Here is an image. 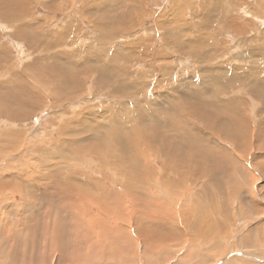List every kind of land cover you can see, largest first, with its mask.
<instances>
[{
	"label": "rangeland",
	"instance_id": "374dc122",
	"mask_svg": "<svg viewBox=\"0 0 264 264\" xmlns=\"http://www.w3.org/2000/svg\"><path fill=\"white\" fill-rule=\"evenodd\" d=\"M0 4V137L4 138L5 141L3 142V139L1 140L0 138V153H2L3 158L0 155V185H2V189H7L3 192L0 188V234L2 235L0 240L1 238L6 239L3 235H7V238L19 237L22 250H25L23 247L33 246V241L35 243L38 242L39 248H35L38 254L40 250H43L41 245L45 243L44 238H46V235L48 236L49 233L54 232L57 219L63 218L62 220L59 219L58 222L61 221L68 227L71 222L69 218L72 219L74 210H83L90 205L89 209L93 208V205L89 201H87L88 203L85 200L83 202L80 200L75 201L69 194L66 196L67 192L62 191V187L66 188V183L69 184L71 182V185L82 189L83 192H89L88 190L91 192L92 189L90 188H93L92 192L99 194L100 190L97 191V188H99V182H101L103 186L108 187L107 189L115 191L117 194H123L125 191L121 181L125 173L115 172L112 167L113 164L109 160H104L106 162L101 161L102 159L96 155L95 148L91 152L84 151L85 153L88 152L87 155L81 152L76 153L75 155L77 156L71 158L72 161H65L68 157L62 154L60 149L72 147L71 145H74L77 141L78 143L92 141L94 136L96 137L98 134L106 136L110 133V130L116 128L113 126L117 125L118 122L119 127L133 126L141 121L139 118L146 113V115H149L144 120L145 123L141 122L142 126H145L141 127V129L150 134L145 143H143L142 148L145 150L147 147L143 151L145 153L144 156L146 155V159L149 157L150 164H153L156 170L158 169L156 171L157 175L155 174L154 177L160 176L163 179L168 174L161 170L162 164L160 158L162 154H166L163 151L168 149L169 143L172 140L171 143L181 146L177 149V151L180 150V152L178 151L179 153H176L179 155L178 158H187L189 157L187 155L192 154L196 149L197 151L201 149L204 153L208 149L210 151L213 149L211 153L222 152L221 150L224 149L226 152L228 151L233 154V164H236L230 167V171L236 170L238 166L242 168L246 167V171L243 169L238 171V174L240 177L241 174L244 175L246 173V176L250 179L247 181V186L244 187V192L242 191L243 189L241 190L242 192L236 189V191L241 193L240 197L237 198L229 196L232 191L226 185L232 183L229 180L230 178L228 179L229 183H213L216 185V191L221 189L219 192H222L223 196L219 195L222 197L223 202L226 201L227 205L219 211H211L210 217H214L212 223L217 224L216 226H208L212 236L206 239L202 237L204 234H199L198 231H195L193 221H197L196 219L198 218V223H206V221L201 220V217H198L196 207L199 202H203L206 199L205 183H209V181L207 178L198 179L195 176L194 182L193 177L184 175L183 168H179L181 170L179 175L182 178L179 175L173 174L170 176V179L172 181L176 178L178 182L181 181L182 184L186 183V185L181 186L177 194L178 196H171L172 198H169V195H167L165 198V202L170 203L171 208H173L171 212L173 210L178 212L174 211L177 221L169 219L168 222L173 229L167 227L170 231H165L164 228L161 233L159 230L160 226L154 225L155 222L149 223L145 229L140 227L141 225H139L138 220L132 222L131 230L137 234V236H133L136 239L140 238L138 245H140L142 250L140 251L141 259L143 260L141 264H145V255L142 253L144 247L151 243L162 247V251L160 250L159 252L163 254V261L160 264H195V260L201 255H203V258L213 257L207 264H213L214 262L215 264H264V260H262L264 248H253L251 250V248L247 249L242 245L243 239L246 237L245 235L256 230L264 232V95L260 96L264 90V0H0ZM112 66H115V70L112 69ZM98 69H101L103 74ZM72 72L74 73L71 74ZM121 73L122 75H120ZM69 78L74 84L70 83L71 80ZM49 79L50 81H48ZM61 79L63 80L61 81ZM36 80L39 81L37 82ZM64 80L65 83L63 84ZM34 84L39 85L37 87ZM259 85L263 88H259ZM80 87L83 88L81 89ZM211 87L222 90L219 92V89H211ZM125 89H129V92H126L127 90L125 91ZM210 90L211 92L209 93ZM121 91L125 92L122 93ZM258 91L261 92L259 93ZM189 92L193 95L189 94ZM205 92L209 93L208 96L204 95ZM116 93L118 94L116 95ZM201 93L203 94L202 96L200 95ZM68 94L70 97H67ZM112 94L114 97H112ZM134 94H137L135 97L137 96L138 98L133 97ZM196 95L198 96L196 97ZM18 97L20 100H18ZM201 97H203V100ZM3 98L6 108L11 106V104H15L20 108L29 110L28 115L23 117L24 119H14L12 116L9 118V116L1 115ZM208 98L210 101L213 100L210 102L207 100ZM189 99L193 102L189 101ZM141 102H144L145 107L139 105ZM150 103L151 105H149ZM166 103L169 104L171 109H168ZM176 105L179 106V109ZM162 106L165 108H162ZM181 107L184 110H181ZM124 110L129 113H124ZM223 110L226 112L224 111V113ZM169 112H172L170 116H168ZM235 112H241V115H232ZM123 114L127 115L126 118L128 119L123 120L121 117ZM228 114L230 115L228 116ZM208 115L210 116V124L206 120L209 119ZM234 116L241 119L238 118L236 120V122L238 121V126L232 125L227 120V118ZM163 122H169V125ZM181 123H183L184 127ZM221 123L224 124L222 125ZM162 124L166 125L163 126ZM244 124H249L248 138ZM175 125L176 127H174ZM223 126L227 128L225 129ZM239 127L240 129H238ZM134 129L138 130L136 127ZM154 129L155 131H153ZM185 129L188 133L190 132L187 142L181 141L183 134L187 133ZM240 130L241 132H239ZM233 136L236 137L234 138ZM205 137L208 138L205 139ZM5 138L8 140L16 138L17 140L16 142L9 143ZM114 140L109 142V150L113 152V148L114 150L118 149L117 154L119 155L117 156L121 158L122 155L120 154L123 153L124 148L121 146V149L120 145L115 142H121L122 139L118 138ZM58 145L59 148L57 147ZM197 145H203L204 147L200 146L201 148H199ZM36 147L39 151L41 150V153L37 151ZM118 151L120 152L118 153ZM157 152L158 156H155ZM236 152L240 157H237ZM58 155L61 156L58 157ZM159 155L161 156L159 157ZM139 161L141 159H138L137 162ZM145 162H143L144 165ZM63 163L64 165H62ZM41 164L46 165L50 170L45 171V169L43 171L40 166ZM99 164L103 166L101 167ZM189 164L192 165V163ZM71 165H75V167ZM83 165L85 167L81 168ZM105 166L106 168H104ZM225 169L229 171V168ZM18 170L22 174H27L26 176L32 180L28 179L27 182L25 181L26 189H29L28 191H36L39 194L41 193V195L36 192H33L35 197L34 194L30 193L25 195L24 188L16 185L15 182L9 181L15 179L13 175ZM77 171L80 172V176L78 177ZM7 172L9 173L7 174ZM120 173L123 177H121ZM243 175H241V178ZM91 178H94L92 179L93 182L90 180ZM66 179L71 180L66 181ZM60 180L65 181L63 182L65 184L59 182ZM82 180H86L84 185L82 184ZM90 183H92L93 187L89 186ZM158 183L162 186L159 180L156 183L157 189ZM4 184H6V188L3 187ZM12 184L14 187H12ZM209 184L211 185V183ZM42 185L46 187L43 186V188ZM15 190H18L21 195L24 194L22 197L25 196L26 201L24 198L21 200L22 197L17 195L16 193L18 192ZM72 192L74 195L76 194V191ZM181 194L184 195L180 198ZM74 197H77V194ZM177 199L178 201H176ZM57 202L60 203L59 207ZM64 204L65 207L62 206ZM86 204L90 205L86 207ZM185 208L191 210L193 208L190 217L186 221L179 214L181 213L179 211ZM38 209L40 212L36 211ZM93 209H96V207ZM56 211L61 214L59 215L60 217L56 214ZM21 213L23 214L21 215ZM25 213L26 216L24 215ZM53 215H56L58 218ZM41 217L43 219H40ZM64 217L66 218L65 222L63 221ZM46 218L50 219L47 220ZM106 219L110 220L115 231L120 230L118 227H123L124 225L121 222L118 224L119 222L108 216H106ZM114 221L115 223H113ZM134 224H137L138 230L134 227ZM26 227L29 229L27 230ZM20 230H23V233ZM25 230H27V233H25ZM75 230L73 231V236L70 235V239H76V242H80L81 240L86 241L91 237L96 240L99 239V235H107L102 234V229L101 231L96 230L98 237L95 231V234L93 232L90 234L84 230ZM208 232L205 235L209 234ZM62 233L64 235L63 230L61 231ZM41 234L43 235L41 236ZM109 237L110 235L106 236V238ZM108 241L111 240L108 239ZM1 242L4 248L5 244L3 240ZM89 246L91 248L90 244ZM90 248L88 250L85 247L83 250L86 249V252L88 251L89 253ZM190 251L191 253L189 254ZM28 252L31 253V248L28 249ZM105 252L102 253L103 255L106 254L104 256L105 263L103 261V264H117L114 262L115 258L110 253ZM242 253L243 255L244 253L251 254L253 258H245L241 255ZM188 255L192 256V258H189ZM55 256L54 264L62 261L59 255L56 254ZM109 256L110 258L112 257L111 260ZM125 264H130V262ZM134 264H138L137 260H134Z\"/></svg>",
	"mask_w": 264,
	"mask_h": 264
},
{
	"label": "bare ground",
	"instance_id": "6f19581e",
	"mask_svg": "<svg viewBox=\"0 0 264 264\" xmlns=\"http://www.w3.org/2000/svg\"><path fill=\"white\" fill-rule=\"evenodd\" d=\"M3 1V0H2ZM1 5V4H0ZM6 9V8H5ZM15 21V20H14ZM18 32V31H17ZM24 32V31H23ZM19 33V32H18ZM23 34V33H22ZM49 44H50V42H48ZM52 44V43H51ZM59 44V43H58ZM203 52V51H202ZM71 56V55H70ZM72 57V56H71ZM56 58V57H55ZM72 60V59H71ZM198 60V59H197ZM154 61V60H153ZM92 62V61H91ZM113 62V61H112ZM135 62V61H134ZM85 63V62H84ZM114 63V62H113ZM73 65H74V63H72ZM76 64V63H75ZM93 64V63H92ZM95 64V63H94ZM98 65V64H97ZM95 66V65H94ZM100 66V65H99ZM98 66V67H99ZM110 66V65H109ZM96 67V66H95ZM102 67V66H101ZM111 67V66H110ZM113 67V66H112ZM79 68V67H78ZM82 68V67H81ZM80 68V69H81ZM105 68H106V66H105ZM115 68V66L112 68L113 70H115L114 69ZM117 68V67H116ZM85 69V68H84ZM119 69V68H118ZM69 70V69H68ZM75 71H76V69H74ZM102 71L101 69H98V71ZM104 70H106V69H104ZM120 70H122V69H120ZM26 71V70H25ZM72 71V70H71ZM99 71V72H100ZM107 71H108V68H107ZM110 71H112V70H110ZM78 72V71H77ZM76 72V73H77ZM80 72H82V71H80ZM83 72H85V71H83ZM96 72H97V70H96ZM121 72V71H120ZM23 73V72H22ZM74 72H72L71 74H73ZM98 73V72H97ZM109 73V72H108ZM117 73L119 74V72L117 71ZM125 73V72H124ZM127 73V72H126ZM70 74V75H71ZM100 74V73H99ZM102 74H103V71H102ZM116 74V73H115ZM25 75V74H24ZM55 75V74H54ZM87 75V74H86ZM101 75V74H100ZM110 75V74H109ZM114 75V74H113ZM120 75H122V73L120 74ZM125 75V74H124ZM212 75V74H211ZM211 75H209V76H211ZM214 75V74H213ZM220 75V74H219ZM58 76V75H57ZM96 76H98V75H96ZM105 76V75H104ZM112 76V75H111ZM115 76V75H114ZM73 77V76H72ZM84 77H85V75H84ZM101 77V76H100ZM107 77H108V74H107ZM117 77V76H116ZM124 77V76H123ZM222 77V76H221ZM258 77V76H257ZM32 78V77H31ZM57 78V77H56ZM97 78V77H96ZM99 78V77H98ZM102 78V77H101ZM100 78V79H101ZM118 78V77H117ZM214 78V77H213ZM35 79V78H34ZM70 79V78H69ZM74 79V78H73ZM104 79H106V78H104ZM216 79V78H215ZM63 79H61V81H62ZM71 80V79H70ZM76 80V79H75ZM86 80V79H85ZM98 80V79H97ZM118 80V79H117ZM116 80V81H117ZM226 80V79H225ZM261 80V79H260ZM14 81H15V79H14ZM35 81V80H34ZM37 81V80H36ZM39 81V80H38ZM37 81V82H38ZM48 81H50V79L48 80ZM53 81V80H52ZM51 81V82H52ZM105 81V80H104ZM120 81V80H119ZM220 81V80H219ZM257 81V80H256ZM58 82V81H57ZM77 82V81H76ZM82 82V81H81ZM96 82V81H95ZM107 82V81H106ZM46 83V82H45ZM65 83V80H64V82H63V84ZM70 83H73L72 82V80H71V82ZM114 83V82H113ZM112 83V84H113ZM221 83V82H220ZM26 84H27V82H26ZM50 84H52V83H50ZM67 84V83H66ZM74 84V83H73ZM107 84V83H106ZM109 84V83H108ZM35 85V84H34ZM37 85V84H36ZM35 85V86H36ZM39 85V84H38ZM38 85H37V87H38ZM44 85V84H43ZM48 85V84H47ZM60 85H61V83H60ZM76 85V84H75ZM80 85V84H79ZM97 85H99V84H97ZM117 85V84H116ZM253 85V84H252ZM258 85V84H257ZM262 85V84H261ZM26 86V85H25ZM29 86V85H28ZM56 86V85H55ZM62 86V85H61ZM60 86V87H61ZM128 86V85H127ZM264 86V85H263ZM23 87V86H22ZM31 87V86H30ZM41 87V86H40ZM47 88H48V86H46ZM58 87V86H57ZM66 87V86H65ZM76 87V86H75ZM97 87V86H96ZM217 87V86H216ZM216 87H211V89H214V88H216ZM254 87V86H253ZM24 88V87H23ZM35 88V87H34ZM56 88V87H55ZM61 88H63V87H61ZM81 89L83 88V87H80ZM79 88V89H80ZM100 88V87H99ZM103 88V87H102ZM122 88H123V86H122ZM126 88V87H125ZM259 88H263V87H260V85H259ZM29 89V88H28ZM27 89V90H28ZM38 89H40V88H38ZM53 89V88H52ZM69 89V88H68ZM207 89V88H206ZM217 89V88H216ZM219 89V88H218ZM217 89V90H218ZM31 90V89H30ZM33 90V89H32ZM49 90V89H48ZM56 90V89H55ZM55 90H54V92H55ZM60 90H62V89H60ZM64 90V89H63ZM70 91H71V89H69ZM73 90V89H72ZM118 90V89H117ZM127 90V91H126ZM131 90V89H130ZM208 90V89H207ZM220 90H222V89H219V92H220ZM258 90V89H257ZM125 91L126 92H129V89H125ZM124 91V92H125ZM32 92V91H31ZM52 92H53V90H52ZM59 92V91H58ZM72 93H73V91H71ZM122 92V91H121ZM124 92H122V93H124ZM191 92V91H190ZM189 92V94H192V93H190ZM201 92V91H200ZM203 92V91H202ZM211 92V90L209 91V93ZM259 92V91H258ZM261 92V91H260ZM259 92V93H260ZM36 93V92H35ZM57 93V92H56ZM121 93V94H122ZM132 93V92H131ZM140 93V92H139ZM143 93V92H142ZM171 93V92H170ZM198 93V92H197ZM209 93H204V95L206 96H208V94ZM258 93V94H259ZM30 94V93H29ZM52 94V93H51ZM74 94V93H73ZM98 94V93H97ZM118 93H116V95H117ZM127 94V93H126ZM188 94V95H189ZM195 94H196V92H195ZM226 94H227V92H226ZM35 95V94H34ZM58 95V94H57ZM63 95H65V94H63ZM72 95V94H71ZM135 95H137V94H134V96L133 97H135ZM193 95V94H192ZM198 95H199V93H198ZM198 95H196V97L198 96ZM201 96L203 95L202 93L200 94ZM216 95V94H215ZM263 96L264 95V90H263V93L262 94H260V96ZM3 96H4V94H3ZM52 96H54V95H52ZM69 96V94L67 95V97ZM75 96V95H74ZM111 96V95H110ZM123 96V95H122ZM124 96H126L125 94H124ZM171 96V95H170ZM184 96V95H183ZM256 96V95H255ZM6 97V96H5ZM29 97V96H28ZM33 97V96H32ZM70 97V96H69ZM77 97V96H76ZM78 97H79V95H78ZM112 97H114L113 96V94H112ZM121 97V96H120ZM128 97V96H127ZM137 97V96H136ZM135 97V98H136ZM213 97V96H212ZM257 97H259V96H257ZM264 97V96H263ZM72 98H73V96H72ZM75 98V97H74ZM123 98V97H122ZM138 98V97H137ZM140 98H141V96H140ZM146 98V97H145ZM200 98V97H199ZM202 98V100H203V97H201ZM260 98V97H259ZM22 99H23V97H22ZM31 99V98H30ZM55 99V98H54ZM124 99H126V98H124ZM196 99H198V98H196ZM261 99V98H260ZM6 100H7V98H6ZM18 100H20L19 99V97H18ZM32 100V99H31ZM72 100V99H71ZM74 100V99H73ZM127 100V99H126ZM132 100V99H131ZM142 100V99H141ZM208 101H210L209 100V98L207 99ZM213 100V99H212ZM211 100V101H212ZM214 100H216V99H214ZM220 100V99H219ZM62 101V100H61ZM133 101V100H132ZM145 101H147V100H145ZM144 101V102H145ZM150 101V100H149ZM175 101V100H174ZM180 101V100H179ZM189 101H192L191 99H189ZM207 101V102H208ZM210 101V102H211ZM56 102V101H55ZM54 102V103H55ZM138 102V101H137ZM136 102V103H137ZM144 102H141V104H139V105H142L143 107H145V104H144ZM151 102H153L152 100H151ZM183 102V101H182ZM193 102V101H192ZM200 102V101H199ZM205 102V101H204ZM203 102V103H204ZM60 103H62V102H60ZM59 103V104H60ZM140 103V102H139ZM214 103V102H213ZM263 103V102H262ZM21 104V103H20ZM57 104V103H56ZM162 104V103H161ZM167 104V103H166ZM175 104H177L176 102H175ZM174 104V105H175ZM180 104V103H179ZM211 104V103H210ZM226 104V103H225ZM236 104H238V103H236ZM240 104V103H239ZM4 105V106H3ZM61 105V104H60ZM138 105V104H137ZM149 105H151V103L149 104ZM168 105V109H171V107L169 106V104H167ZM173 105V106H174ZM183 105V104H182ZM205 105V104H204ZM233 105V104H232ZM54 106H56V105H54ZM198 106V105H197ZM234 106V105H233ZM22 107V106H21ZM170 107V108H169ZM176 107L178 108L179 106L178 105H176ZM185 107V106H184ZM183 107V108H184ZM218 107V106H217ZM216 107V108H217ZM222 107V106H221ZM225 107V106H224ZM223 107V108H224ZM234 107H236V106H234ZM242 107V106H241ZM26 108H27V106H26ZM30 108V107H29ZM121 108V107H120ZM154 108H156V106H154ZM162 108H165L164 106H162ZM188 108H189V105H188ZM211 108V107H210ZM28 109V108H27ZM141 109H143V108H141ZM140 109V110H141ZM150 109V108H149ZM167 109V110H168ZM173 109V108H172ZM179 109V108H178ZM177 109V110H178ZM186 109V108H185ZM201 109H203V108H201ZM156 110V109H155ZM166 110V111H167ZM174 110V109H173ZM181 110H184V109H182V107H181ZM187 110V109H186ZM205 110V109H204ZM211 110V109H210ZM237 110H239V109H237ZM237 110H235V111H237ZM125 112L124 113H126V114H128L129 112L128 111H126V110H124ZM143 111V110H142ZM151 111V110H150ZM159 111V110H158ZM172 111V110H171ZM197 111V110H196ZM225 110H223V112H224ZM233 111V110H232ZM155 112V111H154ZM176 112V111H175ZM180 112V111H179ZM187 112V111H186ZM226 112V111H225ZM224 112V113H225ZM229 112V111H228ZM234 112V111H233ZM243 112V111H242ZM28 113H29V110H25V108H20L19 106H16L15 104H11V106H8V108H6V105H5V103H4V98H3V102H2V107H1V115L3 114V115H6V116H9V118L12 116L14 119L16 118H23V117H25V116H27L28 115ZM32 113V112H31ZM141 113V112H140ZM149 113V112H148ZM170 113H172V112H169L168 113V116H170ZM180 113H182V112H180ZM196 114H197V112H195ZM199 113V115L200 116H202L201 114H200V112H198ZM241 112H235V113H232V115H234V114H240ZM142 114V113H141ZM155 114V113H154ZM159 114V113H158ZM166 114V113H165ZM183 114V113H182ZM205 114V113H204ZM137 115V114H136ZM148 115L149 114H147L146 115V113H145V115H143L141 118H139L141 121H139V122H137L136 124H134L133 126H130V127H127V126H120L119 127V122H118V124L117 125H114L113 127H116L115 129H113V130H110L109 132V134H107L106 136H103V135H97L96 137L94 136V138H93V140L92 141H90L89 140V142H87V141H85L84 143H78V141H77V143H75L74 145H71L68 141V143L72 146V147H65L66 149H60L61 150V153L62 154H64V155H67V157H68V159L66 158L65 159V161H67V160H69V161H72V159L71 158H74V156L76 157L77 155H75L76 153H78V152H81V153H83V154H86L87 155V153L88 152H91L92 150H94L93 148H95L96 149V155L97 156H99V158L100 159H102L101 161H104V160H109L110 162H112V164H113V168H114V171L115 172H122V174L123 173H125V176H127L126 178H125V176L123 177L122 176V174H121V177H123V179H122V181H121V184L122 185H124L123 187H124V193L123 194H117L115 191H112V190H109V189H107L108 187H105V186H103V184L101 183V182H99L100 183V186H99V188H97V191H99L100 190V192H99V194H96L97 192H92L93 191V188H90V189H92L91 190V192H90V190H88V187H87V190L89 191V192H83L82 191V189H79L78 187H76V186H74V185H71L70 183L69 184H65V183H63V182H65V181H62V180H60L59 182H62L63 184H65V187L66 188H64V187H62L63 189H62V191L63 192H67V194H65L66 196L69 194V196L71 197V198H73L75 201H78V200H80V201H89L92 205H93V208L94 207H96V209H93V208H91V209H89V207H91V205L90 204H86V207L87 206H89L88 208H86V209H77V210H74V212L72 213V219L71 218H69V221H71L70 222V224H69V226L67 227L66 225H64L61 221H59L58 222V220L59 219H63V218H61L59 215H61V214H59L58 213V211H56V214L60 217L59 219H57V221H56V225L54 226V232L52 231V233L50 234L49 233V237L46 235V238H44V241H45V243H42V245H41V247H43V250L41 251L40 250V253H36V250H35V248H37L38 247V242H34L33 241V246H28V247H23L25 250H22V247H21V244H20V240L18 239L19 237H14V238H7L8 236L7 235H3V237L5 238L6 237V239H3V238H1V240H0V264H54V258L56 257L55 255L57 254V255H59L60 256V260H62V261H60L58 264H103V261H104V256L106 255H103L102 253L103 252H105V253H110L111 254V256L112 257H114L115 258V261L114 262H116L117 264H125V263H129L130 262V264H134V260H137V263L138 264H141V262H143V260L141 259V255H140V251H142L141 250V247H140V245H138L140 242V238L138 237V239H136V237L135 236H133V235H136L137 236V234H135V233H133L132 232V230H131V226H132V222H136V220H138V222L140 223L139 225H141L140 227H143L144 229L148 226V224L150 223V224H152V223H154V225H158V226H160L159 227V230H160V232L162 233L163 232V230H164V228H165V231H170L169 230V228L171 227V225H169V219H174L175 221H177V219H176V214H175V212L176 213H178L177 211H175V210H173L172 212H171V210L173 209V208H171V204L170 203H167V202H165V198H166V196L167 195H169V198H172L171 196H176L177 194H178V192L180 191V189H181V186H185L186 185V183H183L182 184V182L180 181V182H178L177 181V179L175 178L174 180H172L171 181V179H170V176H172L173 174H176V175H179V172H181V170H179V168L180 169H182L183 168V171L185 172L184 173V175H188V176H191V177H193V181L195 182V176H197L198 177V179H200V178H207L208 179V181H209V183H211V185L209 184V183H205L206 184V190H205V194H207L206 195V199L202 202H199L198 203V205H197V207H196V211H197V214H198V217H201V220L202 221H206V223H198V218L196 219L197 221H193V223L195 224V226H194V228H195V231L197 232L198 231V233L199 234H204V235H202V237H204V238H211V236H212V234L210 233V231H209V228H208V226H216V224L214 223H212V220H214L213 218L214 217H210L211 216V211H213V212H215V211H219V210H221L224 206H226L227 205V203H226V201H225V199H223L225 202H223L222 201V197L219 195V194H221L219 191H221V189L220 190H217L216 191V185H214L213 183H215V184H222V183H229V180L232 182V183H229V184H227L226 186L228 187V189L230 190V191H232L231 193H230V191H229V193H230V195L229 196H232V197H234V198H237V197H240L239 195L241 194V193H239L238 191H241L242 189V191L244 192V187H246L247 186V181L250 179L248 176H246V173H244V175L243 174H241V175H243V179L241 178V175H240V177H239V174H238V171H241V170H245V168L246 167H244V168H242V167H240V166H238L237 168H236V170H231L230 171V167L232 166V165H236L235 163L233 164V154L232 153H229L228 151L226 152V150H221L222 152H215V153H211V151L213 150H209L208 148V150L204 153L203 152V150H199V151H197V149H196V151H194L192 154H190V155H187V156H189V157H187V158H178L179 157V155L178 154H176L178 151L180 152V150H178L177 151V149H179L181 146L179 145V144H175V143H171L172 142V140H171V142L169 143V146H168V149H166V151H163V152H165L166 154H162V157L160 158V162H161V170L163 171V172H166V173H168L167 174V176L166 177H163V179H161V177L159 176V177H157V176H155L154 177V175L156 174L157 175V170H156V168H154V165L153 164H150V160H149V157H147V159H146V155L144 156V154L145 153H143V151H145L146 150V148H145V150H143V148H142V145H143V143H145V141L147 140V138H148V135L150 134V133H148L147 134V132H145L143 129H141V127H145V126H142V124H141V122H144V120H146L147 119V117H148ZM224 115V114H223ZM226 115V114H225ZM230 114H228V116H229ZM241 115V114H240ZM154 116V115H153ZM156 116V115H155ZM167 116V115H166ZM177 116H179V115H177ZM205 116V115H204ZM209 116V115H208ZM212 116V115H211ZM244 116V115H243ZM246 116V115H245ZM122 119L123 120H126V119H128V118H126L127 117V115H125V114H123L122 116ZM152 117V116H151ZM181 117V116H180ZM184 117H185V115H184ZM6 118H8V117H6ZM153 118V117H152ZM156 118V117H155ZM178 118V117H177ZM176 118V119H177ZM207 118V117H206ZM240 119V117H236V116H234V117H230V118H227V120H228V122H230L232 125L233 124H235V125H237L238 126V121L236 122V120L237 119ZM243 118H245V117H243ZM242 118V119H243ZM24 119V118H23ZM121 119V118H120ZM157 119H159V118H157ZM164 119V118H163ZM162 119V120H163ZM183 119V118H182ZM205 119V118H204ZM203 119V120H204ZM226 119V118H225ZM116 120V119H115ZM115 120H114V122H115ZM154 120V119H153ZM179 120V119H178ZM185 120V119H184ZM196 121H197V119H195ZM206 120H208L209 121V124H210V116H209V119H206ZM212 120V119H211ZM222 120V119H221ZM241 120V119H240ZM117 121V120H116ZM156 121H158V120H156ZM156 121H154V122H156ZM167 121V120H166ZM175 121V120H174ZM186 121V120H185ZM207 121V122H208ZM216 121H219V120H216ZM224 121V120H223ZM135 122V121H134ZM153 122V121H152ZM178 122H180V121H178ZM200 122V121H199ZM106 123V122H105ZM145 123V122H144ZM149 123H151L150 121H149ZM160 123V122H159ZM163 123H166V122H163ZM169 123V122H168ZM168 123H166V124H168ZM175 123H176V121H175ZM201 123V122H200ZM203 123V122H202ZM220 123V122H219ZM225 123V122H224ZM223 123V124H224ZM250 123V122H249ZM153 124V123H152ZM166 124H164V125H166ZM182 125H183V123H181ZM180 124V125H181ZM190 124V123H189ZM212 124V123H211ZM222 124V123H221ZM222 124V125H223ZM241 124V123H240ZM65 125V124H64ZM136 125V126H135ZM163 125V124H162ZM163 125V126H164ZM169 125V124H168ZM177 125V124H176ZM176 125L174 126V127H176ZM179 125V126H180ZM221 125V126H222ZM228 125V124H227ZM243 125V124H242ZM245 125V124H244ZM171 126V125H170ZM191 126V125H190ZM212 126H213V124H212ZM248 126H249V124H246L245 126H244V128H245V132H246V136H247V138H248ZM64 127V126H63ZM106 127V126H105ZM131 127H133L132 129H130ZM134 127H136L138 130H136V129H134ZM147 127V126H146ZM166 127H169V126H166ZM166 127H165V129H166ZM178 127V126H177ZM183 127H184V125H183ZM224 127V126H223ZM235 127V126H234ZM90 128V127H89ZM110 128V127H109ZM150 128V127H149ZM161 128V127H160ZM164 128V127H163ZM181 128V127H180ZM186 128V127H185ZM195 128V127H194ZM225 129L227 128V127H224ZM229 128V127H228ZM231 128H232V126H231ZM242 129H244L243 127H241ZM91 129H94V128H91ZM128 129H130V130H128ZM157 129H158V127H157ZM162 129V128H161ZM175 129V128H174ZM234 129V128H233ZM238 129H240V127L238 128ZM159 130V129H158ZM186 130V129H185ZM187 130H188V128H187ZM186 130V132L188 133V131ZM197 130V129H196ZM218 130V129H217ZM221 130V129H220ZM229 130V129H228ZM227 130V131H228ZM236 130V129H235ZM85 131V130H84ZM91 131V130H90ZM153 131H155V129L153 130ZM177 131V130H176ZM178 131H179V129H178ZM222 131H223V129H222ZM236 131H238V130H236ZM235 131V132H236ZM86 132V131H85ZM151 132V131H150ZM159 132V131H158ZM223 132H225V131H223ZM234 132V133H235ZM239 132H241V130L239 131ZM11 133V132H10ZM12 133H13V130H12ZM65 133V132H64ZM171 133V132H170ZM179 133H180V131H179ZM187 133H185V134H183V137H182V140L181 141H183V142H187V139L190 137V135H189V133L187 134ZM230 133V132H229ZM238 133V132H237ZM261 133V132H260ZM263 133V132H262ZM163 134V133H162ZM174 134V133H173ZM209 134V133H208ZM217 134V133H216ZM242 134V133H241ZM78 135V134H77ZM191 135H192V133H191ZM201 135V134H200ZM221 135H222V133H221ZM225 135H226V133H225ZM244 135V134H243ZM79 136V135H78ZM156 136V135H155ZM165 136V135H164ZM193 136V135H192ZM191 136V137H192ZM202 136V135H201ZM206 136V135H205ZM228 136H229V134H228ZM77 137V136H76ZM80 137V136H79ZM78 137V138H79ZM91 137V136H90ZM227 137V136H226ZM231 137V136H230ZM234 138L236 137V136H233ZM1 138V137H0ZM118 138H121L122 139V141L120 142V141H117V142H115L116 144H118V145H120V148H121V146H122V148H124V151H123V153L122 154H120V155H122V157L121 158H118L119 156H117V155H119V154H117V150L118 149H115L114 150V148H113V152H110V150H109V142H112V141H115L114 139H118ZM155 138V137H154ZM206 138H208V137H205V139ZM224 138V140H225V136L223 137ZM229 138V137H228ZM3 139V142H5L4 141V138H1V140ZM6 139V138H5ZM19 139V138H18ZM153 139V138H152ZM156 139V138H155ZM164 139V138H163ZM167 139V138H166ZM193 139V138H192ZM221 139V138H220ZM233 139V138H232ZM9 143H12V142H16V138H13V139H10V140H8V139H6ZM11 140H13V141H11ZM60 140V139H59ZM58 140V141H59ZM77 140V139H76ZM151 140V139H150ZM222 140V139H221ZM227 140V139H226ZM61 141V140H60ZM65 141V140H64ZM73 141H74V139H73ZM190 141V140H189ZM207 141H208V139H207ZM236 141V140H235ZM151 142V141H150ZM169 142V141H168ZM210 142V141H209ZM218 142V141H217ZM231 142V141H230ZM7 143V142H6ZM57 143V142H56ZM60 143V142H59ZM58 143V144H59ZM114 143V142H113ZM235 143V142H234ZM8 144V143H7ZM16 144V143H15ZM54 144V143H53ZM64 144V143H63ZM147 144V143H146ZM153 144V143H152ZM188 144V143H187ZM187 144H185V146H187ZM211 144V143H210ZM13 145V144H12ZM50 145H52V144H50ZM49 145V146H50ZM148 145L151 147V145L148 143ZM162 145V144H161ZM164 145H166L165 143H164ZM191 145H192V143H191ZM230 145V144H229ZM231 145H232V143H231ZM11 146V145H10ZM53 146H55V145H53ZM62 146V145H61ZM197 146H199V148H201V147H204L203 145L201 146V145H197ZM201 146V147H200ZM206 146H208V145H206ZM205 146V147H206ZM216 146V145H215ZM4 147H6L5 145H4ZM46 147H48V146H46ZM51 147V146H50ZM58 148H59V145L57 146ZM117 147V146H116ZM158 147H160V146H158ZM209 147V146H208ZM233 147H234V145H233ZM1 148H2V146H1ZM45 148V147H44ZM121 148V149H122ZM167 148V147H166ZM175 148V149H174ZM191 148V147H190ZM196 148V147H195ZM220 148V147H219ZM11 149V148H10ZM28 149V148H27ZM36 149H37V151L38 152H40L41 153V150L39 151L38 150V148L36 147ZM152 149V148H151ZM185 149H187V148H185ZM12 150V149H11ZM148 150V149H147ZM216 150V149H215ZM8 151H10V150H8ZM46 151V150H45ZM49 151V150H48ZM84 151H88V152H84ZM122 151V150H121ZM153 151V150H152ZM225 151V152H224ZM50 152V151H49ZM120 151H118V153H119ZM155 152V151H154ZM159 152V151H158ZM158 152L157 153H155V156H158ZM178 152V153H179ZM182 152V151H181ZM187 152H189L188 150H187ZM235 152V151H234ZM26 153V152H25ZM39 153V154H40ZM47 153V152H46ZM45 153V155H47ZM60 153V152H59ZM148 153V152H147ZM146 153V154H147ZM2 153H0V155H1ZM27 154V153H26ZM93 154V153H92ZM91 154V155H92ZM95 154V153H94ZM160 154V153H159ZM182 154V153H181ZM238 153L236 152V155H237ZM42 155H43V153H42ZM57 155V154H56ZM82 155V154H81ZM151 155H152V152H151ZM39 156H41V155H39ZM48 156V155H47ZM61 156V155H60ZM59 155H58V157H60ZM84 156V155H83ZM153 156V155H152ZM161 155H159V157H160ZM182 156V155H181ZM183 156H184V152H183ZM186 156V155H185ZM244 156V155H243ZM64 157V156H63ZM88 157H90V155H88ZM159 157H157V158H159ZM237 157H240V156H238L237 155ZM1 158H2V155H1ZM39 158V157H38ZM54 158H55V155H54ZM80 158V157H79ZM86 158V157H85ZM96 158V157H95ZM236 158V157H235ZM3 159V158H2ZM1 159V160H2ZM57 159V158H56ZM81 159H82V156H81ZM138 159H141V161H139V162H137L138 161ZM144 159H146V160H144ZM152 159V158H151ZM155 159V158H154ZM238 159V158H237ZM89 160V159H88ZM87 160V161H88ZM242 160H243V158H242ZM15 161V160H14ZM65 161H64V163H65ZM94 161V160H93ZM144 161H146L145 162V165L143 164V162ZM91 162V161H90ZM89 162V163H90ZM104 162H106V161H104ZM104 162H103V164H104ZM109 162V163H110ZM236 162V161H235ZM246 162V161H245ZM9 163V162H8ZM54 163V162H53ZM64 163L62 164V165H64ZM71 163V162H70ZM92 163V162H91ZM94 163V162H93ZM100 163H102V162H100ZM167 163H169V164H167ZM189 163H192V165H190ZM95 165H96V163H94ZM69 165V164H68ZM75 165H77V164H75ZM75 165L73 166V165H71V166H73V167H75ZM80 165H81V163H80ZM80 165H79V167H80ZM99 165H101V167L103 166L102 164H99ZM105 165V164H104ZM107 165H108V162H107ZM106 165V166H107ZM245 165V164H244ZM41 167H42V170L44 171L45 169V171H47L49 168L46 166V165H43V164H41L40 165ZM57 166V165H56ZM87 166V165H86ZM106 166L104 167V168H106ZM61 167V166H60ZM59 167V168H60ZM66 167V166H65ZM83 167H85V165H83L81 168H83ZM101 167H98V168H101ZM110 167V166H109ZM78 168V167H77ZM112 168V169H113ZM225 168H229V171H227ZM232 168H234V167H232ZM85 169V168H84ZM87 169H88V166H87ZM86 169V170H87ZM96 169H97V167H96ZM111 169V170H112ZM9 170V169H8ZM50 170V169H49ZM53 170V169H52ZM78 170V169H77ZM83 170V169H82ZM85 170V171H86ZM90 170V169H89ZM110 170V169H109ZM109 170H106L107 172L109 171ZM10 171V170H9ZM58 171H59V169H58ZM67 171V170H66ZM75 171V170H74ZM101 171V170H100ZM159 171H160V169H159ZM158 171V172H159ZM182 171V172H183ZM246 171V170H245ZM14 172V171H13ZM15 172H16V170H15ZM71 172V171H70ZM78 172V171H77ZM91 172V171H90ZM98 172V171H97ZM96 172V173H97ZM110 172V171H109ZM161 172V171H160ZM9 172H7V174H8ZM19 175H18V174ZM17 173L15 174L14 173V175H13V177L15 178L14 180L13 179H11V180H9V181H11L12 183H14L15 182V184L16 185H18V186H20V187H22V188H24L25 190V192H26V194L25 195H27V193H30V194H34L33 192H36V191H28L27 189H26V186H25V183L27 182V180L29 179L30 180V177H27L26 175L27 174H22L21 173V171L20 170H18L17 171ZM49 173V172H48ZM52 173V172H51ZM63 173V172H62ZM80 172H78V173H76L77 174V177L78 176H80V174H79ZM87 173V172H86ZM99 173V172H98ZM112 173H114L113 171H112ZM13 174V173H12ZM76 174H74L75 176H76ZM79 174V175H78ZM84 174V173H83ZM94 174V173H93ZM16 175H18L17 177H16ZM54 175V174H53ZM65 175V174H64ZM68 175V174H67ZM70 175V174H69ZM175 175V176H176ZM5 176V175H4ZM40 176V175H39ZM48 176V175H47ZM58 176H60V175H58ZM87 176V175H86ZM180 176V175H179ZM8 177V176H7ZM7 177H5V178H7ZM18 177H20L19 179H17ZM46 177V176H45ZM76 177V178H77ZM91 177V176H90ZM89 177V178H90ZM93 177V176H92ZM120 177V176H119ZM120 177V178H121ZM174 177V176H173ZM181 177V176H180ZM3 178V177H2ZM1 178V179H2ZM32 178H34V177H32ZM44 178V177H43ZM57 178V177H56ZM55 178V179H56ZM63 178V177H62ZM64 178H66V177H64ZM71 178H73V177H71ZM86 178V177H85ZM88 178V177H87ZM94 178H95V176H94ZM94 178H91L90 180L92 181V179H94ZM102 178V177H101ZM182 178V177H181ZM230 178V179H229ZM50 179V178H49ZM60 179V178H59ZM96 179V178H95ZM190 179V178H189ZM229 179V180H228ZM253 179V178H252ZM6 180V179H5ZM8 180V179H7ZM65 180V179H64ZM69 180H71V179H69ZM69 180H67L66 179V181H69ZM87 180V179H86ZM86 180H82V184L84 185L85 183H86ZM159 180H160V182H161V184H162V186H160L159 184L160 183H158V185L160 186H157L158 187V189L156 188V183L157 182H159ZM186 180H188L187 178H186ZM26 181V182H25ZM30 181H32V180H30ZM29 181V182H30ZM73 181V180H72ZM96 181V180H95ZM99 181V180H98ZM192 181V180H191ZM49 182H51V181H49ZM57 182V181H56ZM74 182V181H73ZM80 182V181H79ZM90 182V181H89ZM88 182V183H89ZM93 182V181H92ZM194 182H192V183H194ZM201 182V181H200ZM39 183V182H38ZM46 183V182H45ZM109 183V182H108ZM112 183V182H111ZM197 183V182H196ZM2 184V183H1ZM30 184V183H29ZM51 184V183H50ZM62 184V185H63ZM79 184V183H78ZM92 183H90L89 184V186H92L91 185ZM94 184V183H93ZM98 184V183H97ZM182 184V185H181ZM198 184H200V183H198ZM5 185L6 184H4V186L3 187H5ZM32 185V184H31ZM31 185H29V186H31ZM46 185V184H45ZM45 185H42V187L43 186H45ZM56 185V184H55ZM54 185V186H55ZM81 185V184H80ZM88 185V184H87ZM105 185V184H104ZM108 185V184H107ZM112 185V184H111ZM33 186V185H32ZM58 186V185H57ZM86 186V185H85ZM95 186V185H94ZM225 186V185H224ZM2 187V185H0V188ZM12 187H14L13 186V184H12ZM34 187V186H33ZM42 187H40V188H42ZM46 187V186H45ZM48 187H49V185H48ZM48 187H47V189H48ZM60 187V186H59ZM81 187V186H80ZM93 187V186H92ZM223 187V186H222ZM255 187V186H254ZM6 188V187H5ZM8 188V187H7ZM34 188H36V187H34ZM44 188V187H43ZM208 188V189H207ZM50 189V188H49ZM96 189V188H95ZM164 189V190H163ZM236 189H238V191H236ZM4 190H7V189H2L1 188V191H3L4 192ZM19 190V189H18ZM18 190L16 191V192H18ZM23 190V189H22ZM21 190V192H23ZM35 190V189H34ZM38 190V189H37ZM39 190H41V189H39ZM53 190H55V189H53ZM53 190H51V191H53ZM58 190V189H57ZM246 190H248V189H246ZM245 190V191H246ZM46 191V190H45ZM72 191H76L75 193L77 194V197H74L75 195H74V193L72 192ZM225 191V190H224ZM241 191V192H242ZM15 192V193H16ZM24 192V193H25ZM250 192V191H249ZM262 192V191H261ZM1 193V192H0ZM19 193V194H18ZM18 193H16L17 195H20L21 197H22V195H24V194H22L21 195V193L20 192H18ZM37 194H39L38 192H36ZM49 193V192H48ZM47 193V194H48ZM3 194V193H2ZM7 194V193H6ZM225 194H226V192H225ZM39 195H41V193L39 194ZM45 195V194H44ZM49 195V194H48ZM48 195H46V196H48ZM184 195V194H183ZM182 194H181V196H180V198L183 196ZM222 195V194H221ZM227 195V194H226ZM28 196H29V194H28ZM63 196V195H62ZM178 196V195H177ZM223 196V195H222ZM25 197V196H24ZM24 197H22L21 198V200L24 198ZM27 197V196H26ZM34 197H35V194H34ZM38 197V196H37ZM42 197V196H41ZM61 197V196H60ZM79 197H81V198H79ZM228 197V196H227ZM245 197V196H244ZM40 198V197H39ZM69 198V197H68ZM164 200H163V199ZM179 198V199H180ZM224 198V197H223ZM25 199V198H24ZM28 199V198H27ZM62 199V198H61ZM72 199V200H73ZM174 199V198H173ZM31 200V199H30ZM37 200V199H36ZM35 200V201H36ZM39 200V199H38ZM48 200V199H47ZM69 200V199H68ZM167 200H168V198H167ZM231 200H232V198H231ZM236 200V199H235ZM4 201V200H3ZM24 201V200H23ZM25 201H26V199H25ZM35 201H33V202H35ZM176 201H178V199L176 200ZM229 201V200H228ZM234 201V200H233ZM21 203H22V201H20ZM38 202V201H37ZM65 202H67V201H65ZM72 202V201H71ZM172 202H174L173 200H172ZM235 202V201H234ZM42 203V202H41ZM68 203V202H67ZM72 203H74V202H72ZM88 203V202H87ZM236 203V202H235ZM242 203V202H241ZM28 204V203H27ZM59 204L60 203H58L57 202V205H58V207H59ZM70 205H71V203H69ZM75 204V203H74ZM248 204V203H247ZM247 204H245V205H247ZM8 205V204H7ZM35 205V204H34ZM85 205V204H84ZM189 205V204H188ZM242 205V204H241ZM20 206V205H19ZM22 207H23V205H21ZM29 206V205H28ZM36 206V205H35ZM62 206H64L65 207V204L64 205H62ZM72 206V205H71ZM79 206V205H78ZM177 206V205H176ZM175 206V207H176ZM206 208H209V209H206ZM248 206H249V204H248ZM24 207H26V205H24ZM38 207V206H37ZM40 207V206H39ZM44 207V206H43ZM55 207V206H54ZM83 207H85V206H83ZM11 208V207H10ZM20 208V207H19ZM49 208V207H48ZM47 208V209H48ZM53 208V207H52ZM68 208V207H67ZM182 208V207H181ZM238 208V207H237ZM244 208V207H243ZM248 208V207H247ZM250 208H251V206H250ZM18 209V208H17ZM37 209V208H36ZM69 209V208H68ZM71 209V208H70ZM89 209V210H88ZM252 209V208H251ZM11 210V209H10ZM26 210V209H25ZM192 210H193V208H192ZM192 210L191 209H187V208H185V209H181L179 212H181V213H179V214H181L182 215V218H184L185 219V221H186V219L187 218H189L190 217V214H191V212H192ZM33 211V210H32ZM35 211V210H34ZM36 211H39V209L38 210H36ZM36 211H35V213H36ZM55 211V210H54ZM71 211V210H70ZM69 211V212H70ZM175 211V212H174ZM22 212H23V210H22ZM31 212V211H30ZM40 212V211H39ZM38 212V213H39ZM47 212H49L48 210H47ZM14 213V212H13ZM24 213V212H23ZM23 213H21V215L23 214ZM37 213V214H38ZM60 213H62V212H60ZM33 214V213H32ZM53 214H54V212H53ZM69 214V213H68ZM175 214V215H174ZM25 216H26V213L24 214ZM31 215V214H30ZM45 215V214H44ZM67 215V214H66ZM66 215H64V216H66ZM219 215V214H218ZM221 215V214H220ZM19 216V215H18ZM53 216H56V215H53ZM106 216H108L109 218H113L116 222H119L118 224H120V222H121V224H123L124 223V225H123V227H118V228H120V230L118 229L117 231H115L114 229V227L112 226V224H111V222H110V220L109 219H106ZM178 216H180V215H178ZM31 217H33V216H31ZM217 217V216H216ZM27 218H30V217H27ZM48 218V217H47ZM46 218V219H47ZM56 218H58L57 216H56ZM65 218V217H64ZM36 219V218H35ZM40 219H43L42 217L40 218ZM50 219V218H49ZM49 219H47V220H49ZM20 220V219H19ZM23 220V219H22ZM26 220V219H25ZM29 220V219H28ZM37 220H38V218H37ZM37 220H35V221H37ZM45 220V219H44ZM65 220H66V218L63 220L64 222H65ZM115 221L113 222V223H115ZM188 221H189V219H188ZM208 221V222H207ZM43 222H45V221H43ZM43 222H42V224H43ZM51 222V221H50ZM67 222V221H66ZM173 222V221H172ZM27 223V222H26ZM52 223H53V221H52ZM69 223V222H68ZM185 223V222H184ZM209 223V224H208ZM32 224V223H31ZM35 224V223H34ZM45 224V223H44ZM18 225H19V223H18ZM26 225V224H25ZM28 225V224H27ZM36 225V224H35ZM47 225H48V223H47ZM68 225V224H67ZM135 225V226H134ZM133 226L134 227H136L137 228V224H134ZM187 225V224H186ZM29 226V225H28ZM31 226V225H30ZM41 226V225H40ZM39 226V227H40ZM45 226V225H44ZM115 226V225H114ZM191 226H192V224H191ZM190 226V227H191ZM23 227H24V225H23ZM167 227H169V228H167ZM2 228V227H1ZM4 228V227H3ZM27 228V227H26ZM31 228V227H30ZM43 228V227H42ZM117 228V227H116ZM172 228V227H171ZM219 228V227H218ZM262 228H263V226H262ZM29 228H27V230H28ZM34 229H36V228H34ZM53 229V228H52ZM51 229V230H52ZM75 229H78V230H84L85 232L87 231V232H89L90 234H91V232H93V234H95V232H97L98 230H100L101 231V229L103 230V233L102 234H107V235H110V237L109 238H106V236H100L99 235V239H96V240H94V239H92V237L91 238H88V240H86V241H82L81 239V241L79 242H76L75 240H71L70 239V235H72L73 234V231L75 230ZM173 229V228H172ZM189 229V228H188ZM207 231H206V230ZM257 229V228H256ZM27 230H25L24 232L25 233H27ZM43 230V229H42ZM64 231V235H63V233L61 234V231ZM97 230V231H96ZM137 230H138V228H137ZM190 230H192V229H190ZM259 230V229H258ZM21 232L23 231V230H20ZM48 231H49V229H48ZM76 231V230H75ZM95 231V232H94ZM173 231V230H172ZM204 231H206V232H208L209 234H206L205 235V233L206 232H204ZM1 232V231H0ZM33 232V231H32ZM190 232V231H189ZM213 232V231H212ZM6 233V232H5ZM23 233V232H22ZM48 233V232H47ZM77 233V232H76ZM81 233V232H80ZM84 233V232H83ZM100 233V232H99ZM4 234V233H3ZM14 234V233H13ZM12 234V235H13ZM19 234V233H18ZM36 234V233H35ZM78 234V233H77ZM89 234V235H90ZM92 234V235H93ZM34 235V234H33ZM43 234H41V236H42ZM62 235V236H61ZM76 235V234H75ZM2 235L0 234V237H1ZM11 236V235H10ZM73 236V235H72ZM91 236V235H90ZM90 236H88V237H90ZM246 237L243 239L244 241H243V243H242V245L245 247V248H251V250L253 249V248H264V232L262 231V230H260V231H254V232H252V233H249V234H247V235H245ZM39 237V236H38ZM45 237V236H44ZM48 237V238H47ZM79 237V236H78ZM77 237V238H78ZM86 237V236H85ZM97 237H98V232H97ZM101 237H103L102 239H100ZM23 238V237H22ZM42 238V237H41ZM50 238V239H49ZM75 238V237H74ZM80 238V237H79ZM87 238V237H86ZM214 238V237H213ZM8 239H10V240H14V241H10V240H8ZM18 239V240H17ZM20 239H21V236H20ZM48 239H49V243H48ZM85 239V238H84ZM108 239H110L111 241H108ZM231 239V238H230ZM3 240V242H4V244H5V247L3 248V245H2V241ZM29 240V239H28ZM37 240V239H36ZM227 240V239H226ZM7 242H8V244H7ZM17 242H19V243H17ZM110 242V243H109ZM139 242V243H138ZM141 242L142 243H144L143 242V240H141ZM196 242V241H195ZM12 243H14V244H12ZM16 243V244H15ZM30 243V242H29ZM134 243H136V244H134ZM89 244L91 245V248H90V246H89ZM109 244V245H108ZM149 244V243H148ZM219 244V243H218ZM85 247H87V249L89 250V248H90V252L88 253V251L86 252V249L85 250H83ZM29 248H31V253H29L28 252V249ZM39 248V247H38ZM159 249V250H158ZM162 251V247H160L159 245H154V243H151L150 245H148V246H145L144 247V251L142 252L144 255H145V264H160L163 260H162V257H163V254L161 253V252H159V251ZM260 250H262V249H260ZM25 251V252H24ZM107 251H109V252H107ZM39 252V251H38ZM59 252H60V254H59ZM264 252V251H263ZM262 252V253H263ZM188 253V252H187ZM191 253V251L189 252V254ZM258 254V253H257ZM241 255H243V253L241 254ZM260 255V254H259ZM262 255V254H261ZM245 258H250V259H252L253 257L251 256V254H248V253H244V255H243ZM263 256V255H262ZM262 256H260V258H262ZM111 257V258H112ZM188 257L190 258H192V256H190V255H188ZM244 257H243V259H244ZM106 258V257H105ZM109 258H110V256H109ZM111 258H110V260H111ZM114 258H113V260H114ZM211 258H213V257H204L203 258V255H201L200 257H198L196 260H195V264H207V262L209 261V260H211ZM255 258V257H254ZM236 259V258H235ZM238 259V258H237ZM165 260H168V259H165ZM198 260L200 261L199 263H198ZM257 260V259H256ZM262 260H264V256H263V258H262ZM241 261V260H240ZM108 262V261H107ZM170 262V261H169ZM234 262V261H233ZM237 262V261H236ZM104 263H105V261H104ZM193 263V262H192ZM222 263V262H221ZM238 263V262H237ZM243 263H245L244 261H243ZM255 263V262H254ZM108 264V263H107ZM213 264H215V262L213 263ZM241 264V263H240ZM247 264H250V263H247Z\"/></svg>",
	"mask_w": 264,
	"mask_h": 264
}]
</instances>
